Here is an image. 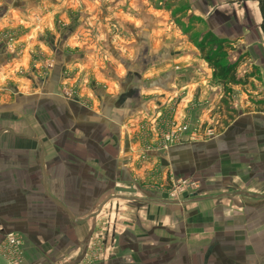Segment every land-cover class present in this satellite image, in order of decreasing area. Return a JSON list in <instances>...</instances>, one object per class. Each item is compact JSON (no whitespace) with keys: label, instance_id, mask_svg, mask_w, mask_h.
Wrapping results in <instances>:
<instances>
[{"label":"crops","instance_id":"obj_1","mask_svg":"<svg viewBox=\"0 0 264 264\" xmlns=\"http://www.w3.org/2000/svg\"><path fill=\"white\" fill-rule=\"evenodd\" d=\"M263 25L260 0H0V242L21 236V264H253L246 213L207 236L214 201L156 186L172 167L264 191ZM206 33L246 83L213 77ZM181 123L215 135L157 149Z\"/></svg>","mask_w":264,"mask_h":264},{"label":"rangeland","instance_id":"obj_2","mask_svg":"<svg viewBox=\"0 0 264 264\" xmlns=\"http://www.w3.org/2000/svg\"><path fill=\"white\" fill-rule=\"evenodd\" d=\"M237 88L244 91L246 89L240 86ZM250 96L252 95L246 94L245 99L250 100ZM232 114L235 115V112H232ZM230 119L231 118L227 116L220 124L217 123V132L222 131L226 124L229 123ZM157 163L161 170L164 169L159 161H157L156 164ZM158 174H161V172H158ZM158 178L159 183H156V188H160L161 194L159 196L167 201L179 202L198 199L214 201L215 206L207 209V211H203L206 217L202 215L203 212L201 213L197 207H194L195 209L193 210L202 218L203 221H201L198 226L207 236L214 230L219 229V227H221L222 232L235 233L234 230L230 231L229 220L226 221V224L219 226L217 222L209 218V216H213L214 212H221L222 214H228L229 212L246 213L247 218L242 217L239 219L240 227L237 231L238 241L248 254V258H244V261L246 262L248 260L249 262H253V264H264V191L257 192L258 190H255L244 193L243 186L230 185L228 178H224L220 185L211 182L206 183V186H204L205 184L199 178L193 176H180L175 173L172 167H170V169L168 167L165 178ZM179 179L189 182L192 180L196 182V187H190V185H188V187L182 190H176L174 185H177V180ZM240 190H242L243 193H237V191ZM198 226L195 225V227ZM213 259L214 256L207 261V264H211L210 262ZM0 264L7 263L0 257ZM226 264H229V260L226 261Z\"/></svg>","mask_w":264,"mask_h":264},{"label":"built area","instance_id":"obj_3","mask_svg":"<svg viewBox=\"0 0 264 264\" xmlns=\"http://www.w3.org/2000/svg\"><path fill=\"white\" fill-rule=\"evenodd\" d=\"M187 125L184 124H175L170 126L169 129L162 133L161 141L157 144V149H166L169 146L183 141L193 140L197 134L202 138H211L215 135L213 127L205 128L203 130L194 128L193 134L186 135L187 138H184ZM196 187V182L187 181L183 179L177 180V185H174L176 190L184 189L186 187ZM22 239L21 236L16 232H7L4 235V238L0 242V255L8 264H21L22 263Z\"/></svg>","mask_w":264,"mask_h":264},{"label":"trees","instance_id":"obj_4","mask_svg":"<svg viewBox=\"0 0 264 264\" xmlns=\"http://www.w3.org/2000/svg\"><path fill=\"white\" fill-rule=\"evenodd\" d=\"M260 9L264 17V3L262 0H260ZM197 47L201 52L202 58L208 63L209 67L213 69V77L222 83L224 90H227V83H246L245 80L239 78L236 74L239 60L234 63H228L226 61L227 51L231 47L228 41L218 39L211 33H206L201 38L200 42H197ZM261 103H264V101H257V104Z\"/></svg>","mask_w":264,"mask_h":264},{"label":"water","instance_id":"obj_5","mask_svg":"<svg viewBox=\"0 0 264 264\" xmlns=\"http://www.w3.org/2000/svg\"><path fill=\"white\" fill-rule=\"evenodd\" d=\"M119 190H122V191H128V192H133L134 189L133 188H118Z\"/></svg>","mask_w":264,"mask_h":264}]
</instances>
